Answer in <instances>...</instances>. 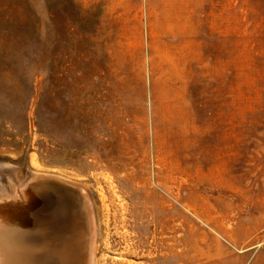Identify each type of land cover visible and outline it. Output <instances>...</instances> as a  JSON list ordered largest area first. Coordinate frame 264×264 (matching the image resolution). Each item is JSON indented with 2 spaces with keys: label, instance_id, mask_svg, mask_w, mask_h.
Segmentation results:
<instances>
[{
  "label": "rangeland",
  "instance_id": "374dc122",
  "mask_svg": "<svg viewBox=\"0 0 264 264\" xmlns=\"http://www.w3.org/2000/svg\"><path fill=\"white\" fill-rule=\"evenodd\" d=\"M16 231L59 264H264V0H0Z\"/></svg>",
  "mask_w": 264,
  "mask_h": 264
},
{
  "label": "bare ground",
  "instance_id": "6f19581e",
  "mask_svg": "<svg viewBox=\"0 0 264 264\" xmlns=\"http://www.w3.org/2000/svg\"><path fill=\"white\" fill-rule=\"evenodd\" d=\"M27 191H28V193L30 191L31 195H37L38 194L37 195V197H38L39 195L43 196V194H47V192L50 191V190H44V187H42V185L40 187L38 185L37 186L35 185V186H32V187H28ZM26 194L27 193L25 192L24 195L21 197L20 201L21 200L24 201V199L27 197ZM17 200H19V198ZM18 202H16V203L11 205L14 208H10V209L8 208L7 209L8 211H11L13 213V214H10V219L15 217V216H13L15 213L19 214L20 211H21V209L19 208L20 206H19ZM54 206H55L54 204H51L50 205L51 210H47V212L51 213L53 208L55 209V208L58 207V206H55V207ZM60 211L61 212H65V209L59 210L58 212L60 213ZM42 212H43V209L38 210V208H37V210H35V213L37 215V219H39V217H41L40 215L42 214ZM51 216H52V214H51ZM63 217H67V216L64 215ZM54 218H55V221H56L59 217L55 216ZM35 223H36L37 229H38V227L40 225V222H35ZM57 224L58 223L54 224V229H58ZM60 224L61 223H59V227H60ZM11 228L13 229L15 227L11 226ZM17 233H16V235H18L17 237L14 235L15 233L13 235L12 234L10 235V232H7L5 234L2 233V235L0 237V243H1L0 244V264H59V263L55 262L56 253L53 251L54 249H51L52 252L50 253V252H48V250L46 248V252H44L45 256L43 255L42 247H43V245H44V247H46L44 240H40V242L38 244L36 243L37 245L34 247V250L36 249L37 252H38V254H36L37 255V260H35L36 250L35 251L33 250V252H30L29 255L27 253H25L24 250H23L24 247H23V244H22L23 238L20 235L21 233L20 234H19V232H17ZM79 236L80 235L76 236L75 240L70 238L69 242L71 244L76 242L75 246L79 247L78 246L79 240H80ZM3 240H4V243H3ZM29 242L30 241H28L27 243H29ZM26 245L30 246L31 249H32V245H30V244H26ZM13 246H14V248L16 250L13 248ZM1 250H3V251H1ZM13 250H15L16 253H14Z\"/></svg>",
  "mask_w": 264,
  "mask_h": 264
}]
</instances>
